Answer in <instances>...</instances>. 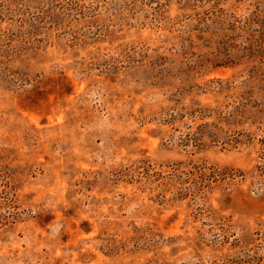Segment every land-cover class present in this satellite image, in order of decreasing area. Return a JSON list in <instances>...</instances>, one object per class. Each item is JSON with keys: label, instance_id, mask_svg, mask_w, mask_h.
I'll use <instances>...</instances> for the list:
<instances>
[{"label": "rangeland", "instance_id": "obj_1", "mask_svg": "<svg viewBox=\"0 0 264 264\" xmlns=\"http://www.w3.org/2000/svg\"><path fill=\"white\" fill-rule=\"evenodd\" d=\"M262 224L264 0H0V264H264Z\"/></svg>", "mask_w": 264, "mask_h": 264}, {"label": "trees", "instance_id": "obj_2", "mask_svg": "<svg viewBox=\"0 0 264 264\" xmlns=\"http://www.w3.org/2000/svg\"><path fill=\"white\" fill-rule=\"evenodd\" d=\"M254 235L255 237H253L252 239L264 240V224L260 225L259 228H257L254 231ZM234 243L235 242H233V244ZM258 259H260V257L256 258V255L244 253V254L238 255L236 259H232L231 262H235L237 264L246 263V262L251 263V262L257 261Z\"/></svg>", "mask_w": 264, "mask_h": 264}]
</instances>
